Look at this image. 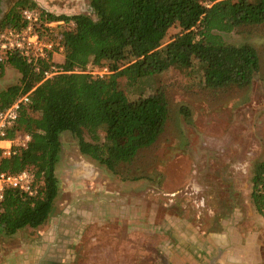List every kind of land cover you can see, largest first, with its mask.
I'll use <instances>...</instances> for the list:
<instances>
[{"label":"trees","instance_id":"trees-1","mask_svg":"<svg viewBox=\"0 0 264 264\" xmlns=\"http://www.w3.org/2000/svg\"><path fill=\"white\" fill-rule=\"evenodd\" d=\"M89 5L92 17H53L31 0H17L0 23V30L20 32L27 27L22 13L38 11V31L46 35L47 25L65 24L57 36L63 62L53 78L43 75L51 56L29 62L13 51L0 63V75L8 66L20 76L18 85L0 91V112L28 96L7 136L30 137L26 149L0 161V172L28 171L34 177L32 196L11 191L4 197L0 234L5 236L48 221L58 196L63 134L74 138L81 156L112 174L157 142L170 114L166 93L159 88L130 101L124 88L135 89L174 68L185 76L200 73L207 92L226 93L247 89L259 72L256 50L228 44L222 35L263 26L264 0H89ZM173 28L178 35L162 47ZM89 65L107 68L110 75L93 78L85 73ZM181 113L188 117L185 108ZM251 181V201L264 220V160Z\"/></svg>","mask_w":264,"mask_h":264},{"label":"rangeland","instance_id":"rangeland-1","mask_svg":"<svg viewBox=\"0 0 264 264\" xmlns=\"http://www.w3.org/2000/svg\"><path fill=\"white\" fill-rule=\"evenodd\" d=\"M31 1L53 17H92L89 0ZM16 2L0 1V23ZM34 13L39 18V12ZM38 27L39 23L33 24L41 44L55 46L48 63L60 71L56 66L62 64L64 51L57 49V36L65 24L47 25L49 35ZM178 33L171 29L162 47ZM222 37L228 44H248L256 50L259 72L251 85L214 94L204 89L200 73L185 76L173 68L135 89L124 88L130 101L147 98L159 88L166 93L170 114L160 138L140 151L133 163L112 174L81 156L74 138L63 134L56 168L59 192L51 221L12 237L0 234V264H23L30 257L23 249L42 241L39 233L53 226L66 210L72 221L85 216L99 225L82 240L86 258L80 264H173L168 248L175 230L188 241L192 236L205 255H216L220 247L232 256V248L241 239L242 245H252L250 253L259 250L264 256V220L251 201L254 167L264 160V25ZM37 56L29 51L31 61ZM102 69L89 65L85 73L95 78ZM19 80L17 71L4 66L0 91L18 85ZM182 108L188 117L182 115ZM201 239L207 244L202 245ZM57 254L50 259L56 260Z\"/></svg>","mask_w":264,"mask_h":264},{"label":"crops","instance_id":"crops-1","mask_svg":"<svg viewBox=\"0 0 264 264\" xmlns=\"http://www.w3.org/2000/svg\"><path fill=\"white\" fill-rule=\"evenodd\" d=\"M68 216V211H64L63 216L58 217V220L53 226V223H50L51 225H48L49 228L39 233L43 235L41 236L42 241L28 244V247L23 249L25 252H30V257L26 258L23 264H80L86 258L84 252L81 250L82 240L88 232L97 230L99 225L96 219L92 220L91 218L88 219L83 216L76 221H72ZM50 218L46 223L51 221ZM176 231L172 236L173 243L168 248L169 261L173 264H264L263 254L259 250L258 253H250L249 251H254L250 249L252 245H242L240 236L237 237L240 239L239 246L235 244L236 247L232 248L234 250L232 256L229 253L226 254L224 252L225 250L222 251L220 247L217 248L218 252L216 255L209 256L205 255L203 250H199L198 244L196 246V241H193L192 236L188 241L187 237L181 232L179 233H181L180 235L183 238H179V233ZM186 235L190 236L188 233ZM207 241L201 239V244H207ZM187 243H191L192 247L190 248ZM257 245V248L261 247L258 241ZM55 251L58 253L57 259H50V255L55 254ZM18 252L22 253V250H18ZM87 259L92 262L91 257H87Z\"/></svg>","mask_w":264,"mask_h":264},{"label":"built area","instance_id":"built-area-1","mask_svg":"<svg viewBox=\"0 0 264 264\" xmlns=\"http://www.w3.org/2000/svg\"><path fill=\"white\" fill-rule=\"evenodd\" d=\"M22 18L27 22V27L20 31L14 32L7 30L0 34V63L2 57L13 51L19 52L29 62V51L38 53L36 59L47 60L49 56L54 55L55 46L52 43L41 44L40 38L33 31V24L36 23L37 17L32 11H24ZM57 49L63 52V46L58 42ZM59 74L55 65L51 64L48 71L44 72V79L48 80ZM96 78H104L110 73L107 68L96 72ZM28 103V96L18 98L9 108L0 112V161L9 159L17 153V151L26 149L30 142L27 135H15L9 139L7 134L14 128L20 108ZM34 177L31 172L23 171L18 174H7L0 172V215L2 214V205L7 192H18L26 196H32Z\"/></svg>","mask_w":264,"mask_h":264},{"label":"flooded vegetation","instance_id":"flooded-vegetation-1","mask_svg":"<svg viewBox=\"0 0 264 264\" xmlns=\"http://www.w3.org/2000/svg\"><path fill=\"white\" fill-rule=\"evenodd\" d=\"M1 1V0H0Z\"/></svg>","mask_w":264,"mask_h":264}]
</instances>
